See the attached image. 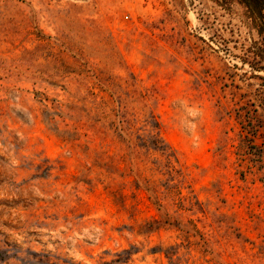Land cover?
Listing matches in <instances>:
<instances>
[{
  "label": "rangeland",
  "instance_id": "obj_1",
  "mask_svg": "<svg viewBox=\"0 0 264 264\" xmlns=\"http://www.w3.org/2000/svg\"><path fill=\"white\" fill-rule=\"evenodd\" d=\"M263 29L237 0H0V264H264Z\"/></svg>",
  "mask_w": 264,
  "mask_h": 264
},
{
  "label": "trees",
  "instance_id": "obj_2",
  "mask_svg": "<svg viewBox=\"0 0 264 264\" xmlns=\"http://www.w3.org/2000/svg\"><path fill=\"white\" fill-rule=\"evenodd\" d=\"M243 4L249 14L253 16H260L264 20V0H237ZM260 35L264 34V29L258 31Z\"/></svg>",
  "mask_w": 264,
  "mask_h": 264
}]
</instances>
